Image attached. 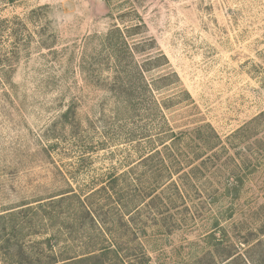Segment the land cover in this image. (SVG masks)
<instances>
[{"label": "rangeland", "instance_id": "obj_1", "mask_svg": "<svg viewBox=\"0 0 264 264\" xmlns=\"http://www.w3.org/2000/svg\"><path fill=\"white\" fill-rule=\"evenodd\" d=\"M142 253L264 264V0H0V264Z\"/></svg>", "mask_w": 264, "mask_h": 264}, {"label": "trees", "instance_id": "obj_2", "mask_svg": "<svg viewBox=\"0 0 264 264\" xmlns=\"http://www.w3.org/2000/svg\"><path fill=\"white\" fill-rule=\"evenodd\" d=\"M117 32H120V30H115L113 32H111L110 34L112 35L113 33H117ZM162 58L165 59V56L162 55ZM149 89V88H147ZM186 95L189 96V94L187 92H185ZM174 137V135H173ZM162 139H165V138H162ZM175 146V145H174ZM166 147V150H169V147L165 146ZM156 154L159 155V156H162V151L158 150L156 151ZM154 189L150 190V194L151 193H154ZM100 251V257H106V256H109V255H112V256H115L117 257L118 259H122L124 261H126V259H129V255L125 252V250H122V248L120 246H118L117 244H114L113 241H109L108 245L107 246H104L102 248L99 249ZM99 256H96V254H94L93 256H90V258L88 260H92V259H95ZM137 259L140 260V262L138 264H148V256L145 254V253H142L140 257H137ZM138 261V260H137ZM58 262H51L49 264H57ZM130 264H136V261L135 262H129Z\"/></svg>", "mask_w": 264, "mask_h": 264}]
</instances>
